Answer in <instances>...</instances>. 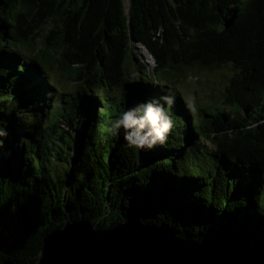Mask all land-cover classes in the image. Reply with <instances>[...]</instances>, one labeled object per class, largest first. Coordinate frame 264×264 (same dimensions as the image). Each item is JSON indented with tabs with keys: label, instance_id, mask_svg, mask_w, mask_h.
Returning a JSON list of instances; mask_svg holds the SVG:
<instances>
[{
	"label": "trees",
	"instance_id": "trees-1",
	"mask_svg": "<svg viewBox=\"0 0 264 264\" xmlns=\"http://www.w3.org/2000/svg\"><path fill=\"white\" fill-rule=\"evenodd\" d=\"M139 47L173 80L232 69L209 112L174 92V127L151 150L109 131L170 89ZM48 52L67 91L39 63ZM0 133V264H34L44 235L78 220L264 264V0H0Z\"/></svg>",
	"mask_w": 264,
	"mask_h": 264
},
{
	"label": "water",
	"instance_id": "water-1",
	"mask_svg": "<svg viewBox=\"0 0 264 264\" xmlns=\"http://www.w3.org/2000/svg\"><path fill=\"white\" fill-rule=\"evenodd\" d=\"M34 264L242 263L194 241L178 239L168 230L131 220L103 230L78 220L44 235Z\"/></svg>",
	"mask_w": 264,
	"mask_h": 264
},
{
	"label": "rangeland",
	"instance_id": "rangeland-1",
	"mask_svg": "<svg viewBox=\"0 0 264 264\" xmlns=\"http://www.w3.org/2000/svg\"><path fill=\"white\" fill-rule=\"evenodd\" d=\"M126 5L125 2V6ZM1 17H5V15L2 14ZM38 43H40V41ZM134 52L140 63L145 66L146 74H149L151 77L154 75L155 77L153 78L157 79V83L170 87L168 90L172 92H178L187 103L194 102L195 111L200 112L205 110L209 112L215 105L221 104L223 90L232 75V69L229 65H224L215 70L194 69L189 72V75L186 77L173 80L174 74L178 76L176 72L172 71L171 73L174 74L170 73L163 75L162 71H159L156 75L153 68L146 66L144 49L135 48ZM48 53L46 59L40 57L39 63L46 72L47 78H49L52 85L58 91H67L70 86L67 77L60 69L52 66V64L56 62V59L52 57L51 52ZM27 54H29V51ZM135 70L132 61L128 58L126 60V72L133 78L137 77ZM143 78L145 80L147 79L145 75Z\"/></svg>",
	"mask_w": 264,
	"mask_h": 264
},
{
	"label": "clouds",
	"instance_id": "clouds-1",
	"mask_svg": "<svg viewBox=\"0 0 264 264\" xmlns=\"http://www.w3.org/2000/svg\"><path fill=\"white\" fill-rule=\"evenodd\" d=\"M159 101H148L123 112L118 118L111 121L109 131L113 136H118L123 129L124 140L130 147L142 150H151L155 146H163L167 143L174 122L168 109L174 106L175 93L169 90L161 96ZM187 106L194 110V102H188ZM4 135V133H0ZM2 144V141H0Z\"/></svg>",
	"mask_w": 264,
	"mask_h": 264
},
{
	"label": "built area",
	"instance_id": "built-area-1",
	"mask_svg": "<svg viewBox=\"0 0 264 264\" xmlns=\"http://www.w3.org/2000/svg\"><path fill=\"white\" fill-rule=\"evenodd\" d=\"M140 49H144L143 47H139ZM145 50V49H144ZM145 61H146V66L149 68H153L156 66L153 57L145 50Z\"/></svg>",
	"mask_w": 264,
	"mask_h": 264
}]
</instances>
